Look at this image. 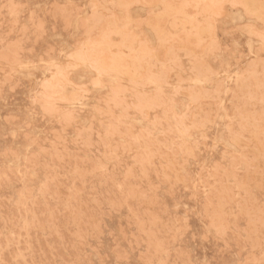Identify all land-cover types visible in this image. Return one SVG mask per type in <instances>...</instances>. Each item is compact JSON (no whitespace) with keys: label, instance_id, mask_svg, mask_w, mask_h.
I'll return each mask as SVG.
<instances>
[{"label":"rangeland","instance_id":"obj_1","mask_svg":"<svg viewBox=\"0 0 264 264\" xmlns=\"http://www.w3.org/2000/svg\"><path fill=\"white\" fill-rule=\"evenodd\" d=\"M0 264H264V0H0Z\"/></svg>","mask_w":264,"mask_h":264},{"label":"bare ground","instance_id":"obj_2","mask_svg":"<svg viewBox=\"0 0 264 264\" xmlns=\"http://www.w3.org/2000/svg\"><path fill=\"white\" fill-rule=\"evenodd\" d=\"M199 3H200V2H199ZM247 12H248V11H247ZM120 13H121V12H120ZM227 16H228V15H227ZM238 17H239V16H238ZM233 21H234V20H233ZM127 23H128V22H127ZM247 29H248V28H247ZM262 37H263V36H262ZM261 40H262V39H261ZM262 42H263V41H262ZM262 46H263V45H262ZM78 61H79V60H78ZM75 62H76V61H75ZM51 63H52V62H51ZM79 64H80V63H79ZM25 65L27 66V64H25ZM88 68H89V66H88ZM22 69H23V68H22ZM34 69H35V68H34ZM56 69L59 70L58 68H56ZM89 70H90V69H89ZM91 70H92V69H91ZM155 71H156V70H155ZM236 71H237V70H236ZM56 72H58V71H56ZM57 74H58V73H57ZM97 75H98V74H97ZM86 76H87V75H86ZM86 76H85V77H86ZM62 78H63V77H62ZM114 78H115V76H114ZM114 78L112 77V79H114ZM112 79H111V80H112ZM121 79H122V78H121ZM115 80H116V79H115ZM115 80H114V82H115ZM90 81H91V79H90ZM111 82H112V81H111ZM148 82H149V81H148ZM150 83H151V82H150ZM153 83H154V82H153ZM154 84H155V83H154ZM86 85H87V84H86ZM158 85H159V84H157V86H158ZM160 85H161V84H160ZM58 86H59V85H58ZM114 86H115V85H114ZM101 89H102V88H101ZM61 90H62V89H61ZM99 90H100V89H99ZM59 91H60V90H59ZM59 91H58V92H59ZM60 92H61V91H60ZM50 93H51V91H50ZM71 101H72V100H71ZM69 102H70V101H69ZM76 106H77V105H76ZM108 109H109V108H108ZM111 110H112V109H111ZM58 118H59V117H58ZM132 120H134V119L132 118ZM135 121H136V119H135ZM136 123L139 124L140 122L137 121ZM85 127H86V126H85ZM158 131H159V130H158ZM191 138H192V137H191ZM122 141H123V140H122ZM231 147H232V145H231ZM104 161H105V160H104Z\"/></svg>","mask_w":264,"mask_h":264}]
</instances>
